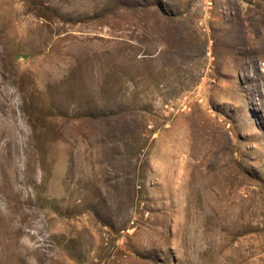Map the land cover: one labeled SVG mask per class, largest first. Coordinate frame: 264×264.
<instances>
[{
	"label": "rangeland",
	"instance_id": "374dc122",
	"mask_svg": "<svg viewBox=\"0 0 264 264\" xmlns=\"http://www.w3.org/2000/svg\"><path fill=\"white\" fill-rule=\"evenodd\" d=\"M0 264H264V0H0Z\"/></svg>",
	"mask_w": 264,
	"mask_h": 264
}]
</instances>
